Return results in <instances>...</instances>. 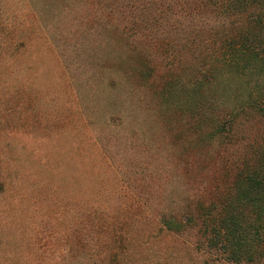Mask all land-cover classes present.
Listing matches in <instances>:
<instances>
[{"label":"rangeland","instance_id":"1","mask_svg":"<svg viewBox=\"0 0 264 264\" xmlns=\"http://www.w3.org/2000/svg\"><path fill=\"white\" fill-rule=\"evenodd\" d=\"M107 11L105 0H0V264H98L101 216L121 215L125 197H181L190 185L187 31H171L157 51L166 59L152 62L160 82L171 79L166 108L143 78L107 87L113 71L148 72L132 46L159 60L144 28L124 39L125 20ZM9 35L22 43L13 52ZM139 217L117 229L136 241L123 239L114 264H231L198 249L183 257L188 233L148 244L133 235L150 231Z\"/></svg>","mask_w":264,"mask_h":264},{"label":"trees","instance_id":"2","mask_svg":"<svg viewBox=\"0 0 264 264\" xmlns=\"http://www.w3.org/2000/svg\"><path fill=\"white\" fill-rule=\"evenodd\" d=\"M105 2L108 17L118 13L125 20L121 36L128 39V31L144 28V37L153 43L151 48L159 59L149 60L144 49L132 46L148 72L141 75L143 71L126 69L129 74L123 76L113 71L106 80L109 89L143 78L149 95L153 93V99L168 108V102L173 101L171 79L160 82L159 74L151 73L152 62L160 64L166 59L157 51L163 54V44L170 45L171 31H187L188 51L184 56L192 68L186 109L192 136L181 173L190 178V185L181 197H125L129 202L126 210L119 211L121 215L112 221L108 214L101 216L108 238L102 249L107 255L102 257L101 248L95 250L100 258L94 262L114 264V258L122 252L118 245L123 239L127 247L136 241L127 234L120 239L117 229L123 228L124 220L128 225L132 219H140L142 213L150 231L147 234L142 228L133 235H145L148 244H160L162 233V237L164 233H188L190 239L177 247L183 257L188 250L198 249L216 257V261L264 264V0ZM3 20L5 23L8 18ZM7 42L12 52L13 45L22 44L10 35ZM13 72L6 70V82L14 79ZM172 155L177 157L179 153Z\"/></svg>","mask_w":264,"mask_h":264}]
</instances>
